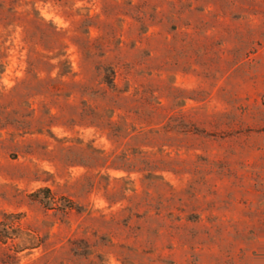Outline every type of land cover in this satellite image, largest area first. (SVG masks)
<instances>
[{"label":"rangeland","instance_id":"1","mask_svg":"<svg viewBox=\"0 0 264 264\" xmlns=\"http://www.w3.org/2000/svg\"><path fill=\"white\" fill-rule=\"evenodd\" d=\"M0 221V264H264V0H0Z\"/></svg>","mask_w":264,"mask_h":264},{"label":"trees","instance_id":"2","mask_svg":"<svg viewBox=\"0 0 264 264\" xmlns=\"http://www.w3.org/2000/svg\"><path fill=\"white\" fill-rule=\"evenodd\" d=\"M63 61L66 62V59ZM104 69H105L104 70L105 72L102 76V81L106 82V84L108 86H114V84H115L114 83V72H115L114 69L112 67H109V66L105 67ZM65 70H68V69L63 68V71H65ZM16 216L18 217L19 213H16L15 217ZM1 224H2V226H1ZM9 237H12V236L9 232L8 225H6V223L0 221V239L3 242H5ZM20 249H21V247L16 249V251H18Z\"/></svg>","mask_w":264,"mask_h":264}]
</instances>
